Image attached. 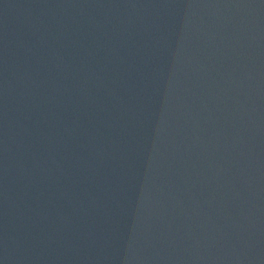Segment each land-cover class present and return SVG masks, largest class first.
Returning <instances> with one entry per match:
<instances>
[{
    "label": "water",
    "instance_id": "1",
    "mask_svg": "<svg viewBox=\"0 0 264 264\" xmlns=\"http://www.w3.org/2000/svg\"><path fill=\"white\" fill-rule=\"evenodd\" d=\"M196 102L264 264V0H163Z\"/></svg>",
    "mask_w": 264,
    "mask_h": 264
}]
</instances>
